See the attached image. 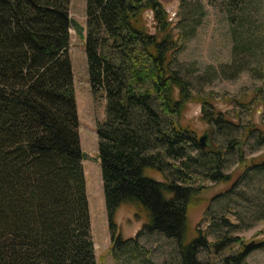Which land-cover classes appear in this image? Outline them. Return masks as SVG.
I'll use <instances>...</instances> for the list:
<instances>
[{"label":"trees","instance_id":"trees-1","mask_svg":"<svg viewBox=\"0 0 264 264\" xmlns=\"http://www.w3.org/2000/svg\"><path fill=\"white\" fill-rule=\"evenodd\" d=\"M208 1L226 17L232 41L220 76L233 79L254 69L250 62L264 52V0ZM178 6L173 24L158 0H86L83 27L70 18L69 0H0V264H96L67 51L71 27L84 39L91 90L105 98L97 158L112 254L138 258L142 250L138 234L116 233L122 205L144 218L141 230L172 244L162 264H204L202 251L243 241L229 234L237 224L226 215L189 233L187 208L199 180L230 182L217 196H241L251 173L264 171V159L240 158L245 136L262 132L243 127L244 138L229 137L238 124L193 92L178 67L179 53L201 23L199 0ZM196 95L202 119L226 136L224 144L203 148L181 123ZM232 155L244 167L238 176L226 172ZM249 247L264 249V241ZM246 255L241 243L222 261L243 264Z\"/></svg>","mask_w":264,"mask_h":264},{"label":"rangeland","instance_id":"rangeland-1","mask_svg":"<svg viewBox=\"0 0 264 264\" xmlns=\"http://www.w3.org/2000/svg\"><path fill=\"white\" fill-rule=\"evenodd\" d=\"M158 1L174 24L178 19L179 0ZM199 5L201 23L179 53L178 67L182 74L191 80L193 92L199 90L198 94L208 98L213 110L220 111L229 121L238 124L231 130L229 137L244 138L243 127H255L262 132L253 129L245 136L240 158L245 159L246 163L264 159V139L259 136H264V52L256 62H250L249 65L255 66L254 69L243 71L233 79L221 77L219 68L228 63L231 56L232 41L228 22L224 14L208 0H199ZM85 10L86 0H69L70 18L83 27L86 25ZM153 25L151 15V32L154 29ZM69 32L67 51L72 68L79 144L83 153L81 164L96 264H146L142 260L144 257L150 260L147 264H162L167 261L168 254L172 251V244L161 235L141 230L144 218L137 217L135 209L125 205L120 206L116 212V233L123 238L136 237L138 234L137 241L142 250L137 253L138 258L125 252L115 257L110 251L111 239L97 158L96 135V124L104 117L105 98L103 92L98 91L94 94L91 90L83 37H80L73 27ZM84 33L85 31L83 35ZM261 36L264 38V31ZM202 78H206V81L199 82ZM200 98L202 97L196 95L185 105L180 118L181 123L193 130L198 139L205 134L211 147L224 144L226 136L221 134L216 126H211L202 119ZM259 141L263 143L260 144ZM243 169V164L239 165L237 156L232 155L226 172L233 170L234 176H238ZM251 180L249 188L244 189L241 196L234 193L227 197L217 195L229 188L230 182L199 180L202 187L196 199L187 208L189 233L193 235L196 228L204 229L216 215H226L230 221L237 224L229 234L242 239L241 243L247 247L243 264H264V249L249 247L256 242L264 241V214H261V209L264 208V171L251 173ZM243 184L247 183H240ZM247 205L251 206L253 214ZM254 213L260 214L259 217L256 218ZM241 243H232L230 247L222 250L202 251L200 259L204 264H223V257L233 254Z\"/></svg>","mask_w":264,"mask_h":264},{"label":"water","instance_id":"water-1","mask_svg":"<svg viewBox=\"0 0 264 264\" xmlns=\"http://www.w3.org/2000/svg\"><path fill=\"white\" fill-rule=\"evenodd\" d=\"M199 144L203 148H206V147H210L211 146V144L208 142L205 134L203 136L199 137Z\"/></svg>","mask_w":264,"mask_h":264}]
</instances>
